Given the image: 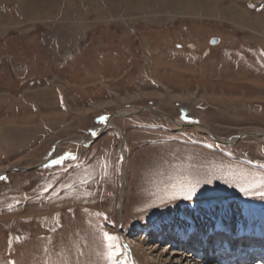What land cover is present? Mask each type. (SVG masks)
Wrapping results in <instances>:
<instances>
[{"label":"rangeland","instance_id":"374dc122","mask_svg":"<svg viewBox=\"0 0 264 264\" xmlns=\"http://www.w3.org/2000/svg\"><path fill=\"white\" fill-rule=\"evenodd\" d=\"M215 2L0 0V264H226L202 234L261 242L264 137L206 129L264 131V54Z\"/></svg>","mask_w":264,"mask_h":264},{"label":"crops","instance_id":"0c3cea01","mask_svg":"<svg viewBox=\"0 0 264 264\" xmlns=\"http://www.w3.org/2000/svg\"><path fill=\"white\" fill-rule=\"evenodd\" d=\"M212 5L217 11L216 13L226 18L230 25L239 30L245 28L250 32V35H259V38L253 37L259 41L257 42L259 43L258 53L264 54V34L261 32L264 30V0H233L229 2L227 9L219 8L223 5L220 0H216Z\"/></svg>","mask_w":264,"mask_h":264},{"label":"water","instance_id":"95a60500","mask_svg":"<svg viewBox=\"0 0 264 264\" xmlns=\"http://www.w3.org/2000/svg\"><path fill=\"white\" fill-rule=\"evenodd\" d=\"M216 41H217V39H216ZM153 110V111H155V112H160V110H158V109H156V108H154V107H139V108H135V111H131L130 113H127L128 115L129 114H135V113H139V112H142V111H145V110ZM127 114H123L121 111H115V112H113L109 117H108V119L106 120V123H105V125L100 129V131L97 133V134H95L93 137H91L88 141L89 142H94V140H97L105 131H106V129L109 127V124H110V122H111V119H113V118H116V117H122V116H125V115H127ZM164 115V114H163ZM165 116L168 118V119H171L168 115H166L165 114ZM174 119V118H173ZM174 121H176V123L177 124H179V125H183V126H188V127H199V128H206L205 127V125H202V124H199V123H197V124H184V123H182V124H180L176 119H174ZM208 129V128H207ZM211 134V138L215 141V142H219V143H222V144H227V145H232V144H234V143H236V142H238L239 140H241V139H244V138H246V137H250V136H262V137H264V131H261V132H254V133H251V134H240V135H238V136H236L235 138H233V139H231V140H225V141H222V140H219L212 132H210ZM77 139H80V138H71V139H67V140H63V141H60V142H57L54 146H53V148H52V150H51V152H50V154H49V156H48V158L44 161V163H42L39 167H41V166H44V165H46L49 161H50V159L54 156V154L56 153V151H57V149H58V146L60 145V144H62V143H65V142H73L74 140H77ZM12 169H14V170H17V168H12ZM19 169V168H18ZM25 170H30L29 168H27V169H25ZM1 175H3V174H0V176Z\"/></svg>","mask_w":264,"mask_h":264},{"label":"bare ground","instance_id":"6f19581e","mask_svg":"<svg viewBox=\"0 0 264 264\" xmlns=\"http://www.w3.org/2000/svg\"><path fill=\"white\" fill-rule=\"evenodd\" d=\"M150 6V5H149ZM151 7V6H150ZM43 11V10H42ZM161 11V10H160ZM150 13V12H149ZM148 110V109H147ZM158 113H160V112H158ZM173 123H175V124H177L176 123V121H174L173 120ZM177 125H179V124H177ZM179 126H183V125H179ZM204 129V128H203ZM206 131L209 133V134H211L210 133V131H209V129H206ZM210 137H211V135H210ZM80 141H79V144H82V143H86V142H88V140H84V139H79ZM78 141V140H77ZM95 141V140H94ZM202 238H203V236H201ZM175 238H173L172 237V239L171 240H174ZM202 240V239H201ZM160 241H162V239H160ZM172 245V244H171ZM171 245H169V248H168V252L172 249H174L173 248V246L171 247ZM156 250V249H155ZM172 252H174V251H172ZM177 256H182V259L179 261V264H183L184 262H185V260L187 259V258H189V257H191V256H189V255H186V256H183L181 253H174V257H177ZM227 258H228V255L226 256V260H227ZM191 259V261H193V258H190ZM207 258H205V260H206ZM200 260H202V259H200ZM198 264H203V263H201L200 261L198 262ZM226 264H231V262H227Z\"/></svg>","mask_w":264,"mask_h":264},{"label":"flooded vegetation","instance_id":"af4514ba","mask_svg":"<svg viewBox=\"0 0 264 264\" xmlns=\"http://www.w3.org/2000/svg\"><path fill=\"white\" fill-rule=\"evenodd\" d=\"M217 41H218V39H217ZM217 41H215V42H217ZM176 119V118H175ZM177 120V119H176ZM197 123H199V124H202V123H200V122H191V123H184V124H197ZM202 125H204V124H202ZM206 126V125H205ZM186 127H188V126H186ZM194 128H199V127H194Z\"/></svg>","mask_w":264,"mask_h":264},{"label":"snow or ice","instance_id":"6c2138e0","mask_svg":"<svg viewBox=\"0 0 264 264\" xmlns=\"http://www.w3.org/2000/svg\"><path fill=\"white\" fill-rule=\"evenodd\" d=\"M108 239H112L111 237H108Z\"/></svg>","mask_w":264,"mask_h":264}]
</instances>
